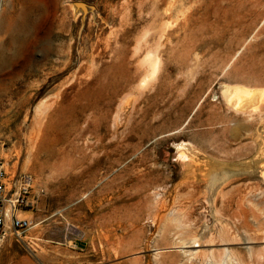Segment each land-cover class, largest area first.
Listing matches in <instances>:
<instances>
[{
  "label": "rangeland",
  "instance_id": "rangeland-1",
  "mask_svg": "<svg viewBox=\"0 0 264 264\" xmlns=\"http://www.w3.org/2000/svg\"><path fill=\"white\" fill-rule=\"evenodd\" d=\"M40 1L60 56L80 55L42 90L48 65L5 70L0 155L33 183L0 264H264V94L255 110L221 94L264 89V0ZM42 100L60 109L31 147Z\"/></svg>",
  "mask_w": 264,
  "mask_h": 264
},
{
  "label": "bare ground",
  "instance_id": "bare-ground-1",
  "mask_svg": "<svg viewBox=\"0 0 264 264\" xmlns=\"http://www.w3.org/2000/svg\"><path fill=\"white\" fill-rule=\"evenodd\" d=\"M56 9L57 5L55 3L51 11L52 19L55 18L54 14ZM166 11L167 9H165L163 13L165 14ZM45 19V7L40 0H0V103L2 98L7 95L8 88L6 87L10 83L7 81L8 78L5 77V70L18 56H22V61L20 62L21 70L20 72H18V74H22V72H25L26 77L32 76L34 74V71H36L38 68L40 69L41 65H43V67L48 65V76L38 87L39 90H42L46 85H48L52 79L61 77L65 72H68L76 65L80 53H78V55L74 57L73 44L71 43L70 45H68L65 57L63 58L62 56H60V47L52 41V26L51 24H44L43 21ZM1 37H5L3 41H1ZM36 48L41 54V59L39 60L32 56L33 50ZM53 56L54 60L52 59ZM88 56H92V53H89L87 57ZM144 61L147 62L150 68H153L155 64L154 52L147 51L144 55ZM25 87L26 90L29 89L30 83H26ZM221 94L224 101L233 108L239 109L244 106H251L252 109L255 110L258 108V103L264 94V89L251 88L239 83H224L222 85ZM15 104H18V101ZM47 109L48 104L45 100L40 101L35 108L34 118L32 120V125L30 127V132L28 135V140L31 147L35 143L36 146L39 147L44 139L49 140L50 135L54 133L52 131V125L54 124V120L57 118V113L60 109L59 102L55 101V104L50 109V111H48ZM72 127L73 124L70 125L71 129ZM81 159H83L82 155L81 158H77L78 161ZM238 211L240 210L238 209ZM244 212L245 210L242 209V213ZM237 218L239 219L238 215ZM240 219H242L241 215ZM24 264L32 263L26 260Z\"/></svg>",
  "mask_w": 264,
  "mask_h": 264
},
{
  "label": "built area",
  "instance_id": "built-area-1",
  "mask_svg": "<svg viewBox=\"0 0 264 264\" xmlns=\"http://www.w3.org/2000/svg\"><path fill=\"white\" fill-rule=\"evenodd\" d=\"M32 183L33 178L28 173L18 174L14 180L9 179L7 163L0 155V239L10 233L14 238L21 239L30 228V220L18 217L16 211L31 204L28 194Z\"/></svg>",
  "mask_w": 264,
  "mask_h": 264
}]
</instances>
